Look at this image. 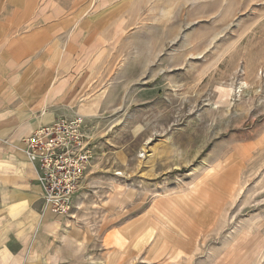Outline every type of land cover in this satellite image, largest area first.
I'll use <instances>...</instances> for the list:
<instances>
[{
	"label": "rangeland",
	"instance_id": "rangeland-1",
	"mask_svg": "<svg viewBox=\"0 0 264 264\" xmlns=\"http://www.w3.org/2000/svg\"><path fill=\"white\" fill-rule=\"evenodd\" d=\"M0 41L87 137L35 264H264V0H0Z\"/></svg>",
	"mask_w": 264,
	"mask_h": 264
},
{
	"label": "crops",
	"instance_id": "crops-1",
	"mask_svg": "<svg viewBox=\"0 0 264 264\" xmlns=\"http://www.w3.org/2000/svg\"><path fill=\"white\" fill-rule=\"evenodd\" d=\"M5 50L0 41V264H35L45 254L40 249L51 234L47 229L41 234L35 230L43 209H48L34 168L19 148L22 139L40 127L61 116H75L71 108L78 87L70 80V61L66 70L58 69L61 76L51 82L55 86L58 80L64 81L58 95H50L51 83L34 91L26 89V77L34 65L29 59H10ZM32 246L35 250L30 255Z\"/></svg>",
	"mask_w": 264,
	"mask_h": 264
},
{
	"label": "built area",
	"instance_id": "built-area-1",
	"mask_svg": "<svg viewBox=\"0 0 264 264\" xmlns=\"http://www.w3.org/2000/svg\"><path fill=\"white\" fill-rule=\"evenodd\" d=\"M83 117L61 116L22 139L20 150L33 166L44 207L57 216L69 214L82 178L77 152L84 150ZM86 155L82 160H86ZM82 164V163H81Z\"/></svg>",
	"mask_w": 264,
	"mask_h": 264
}]
</instances>
